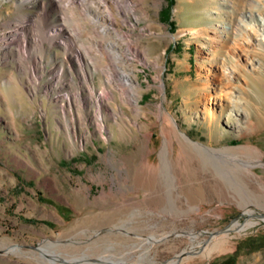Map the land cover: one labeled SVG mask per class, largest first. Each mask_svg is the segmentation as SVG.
<instances>
[{
    "label": "rangeland",
    "instance_id": "obj_1",
    "mask_svg": "<svg viewBox=\"0 0 264 264\" xmlns=\"http://www.w3.org/2000/svg\"><path fill=\"white\" fill-rule=\"evenodd\" d=\"M98 1L0 0V264H264V126L240 136L225 120L242 90L261 95L264 60L251 68L244 40L261 31L264 0H132L133 15L100 24L86 10L102 11ZM109 67L135 74L136 100H122L116 74L103 136L85 86L97 95ZM173 119L200 142L258 148L257 178L244 180L258 194L215 192L170 136ZM164 138L182 174L135 178ZM235 221L252 223L202 257Z\"/></svg>",
    "mask_w": 264,
    "mask_h": 264
},
{
    "label": "bare ground",
    "instance_id": "obj_2",
    "mask_svg": "<svg viewBox=\"0 0 264 264\" xmlns=\"http://www.w3.org/2000/svg\"><path fill=\"white\" fill-rule=\"evenodd\" d=\"M108 2L109 5H107ZM132 4H133L132 0H99L97 7L102 6L103 7L102 11L101 10L99 11L97 8L96 10H93L91 12L89 11L88 8L86 10L87 13L90 14L95 21L99 22V24H100L99 19L106 20L108 23H110L112 22L113 17L116 14L118 15L121 13L125 17L126 16L128 17L129 14L133 15L134 7ZM108 27L102 25V30L106 32ZM260 30L261 31L259 33L253 36L248 34L244 40L245 44L251 46L252 47L251 49H253V51L256 50L255 52L258 56V59L254 58V56L246 57V60L251 68H253L257 64L256 61L258 63H261V61L264 60V21L261 22ZM55 32L56 33L60 32V28H58L57 31L55 30ZM116 32H117L116 35L120 39L125 35L123 31L122 32L116 31ZM28 43H27V47H28ZM18 45L20 49L23 50L27 49V47H24L23 42ZM108 46L110 48L115 46L116 49H113L115 56L120 57L121 55L120 51L122 49L121 45L112 41L108 43ZM117 49L118 51H116ZM245 51L249 55V50H245ZM126 54L128 55V53ZM79 56L81 55L77 54L76 59L78 61L81 58V57L79 58ZM23 57H25V54L23 55ZM231 71H232L231 68H227V67L224 68L222 77L221 79L219 78L221 84H227L230 81ZM105 72H106L104 77L105 81L103 83L104 86L100 88V90L97 92V95L96 94L94 95L95 89L92 86L88 84L85 86L86 105H90V103H93L95 105L94 113H95V119L97 120L95 124L98 128V131H100L101 135H103L101 130L106 128V125L103 123V118L105 116L102 110L103 104L104 103L111 104L112 101L111 98H113L114 96V94L111 92L112 89L110 87L112 85L111 79H113L116 74H118L119 78L121 79V83L118 85L119 87L118 91H119V95L122 97V100L124 101H126V99L128 100V98H125L126 95H128L127 97L130 98L133 97L134 100H136L135 99L136 96L134 93L136 87H135V83L133 82V77L135 76V74H133L131 71H126L123 68L118 71L113 67L107 68ZM249 72L250 74H255L256 71L251 69V71L249 70ZM258 88L261 92V95H255L254 97H252L249 91L246 90L245 88H244L245 90L240 89L246 94V95L244 94L246 96L244 98L245 102H243L242 99L241 100H238L236 98L235 100L232 99L231 100L232 103L229 107V110L226 112L225 120L229 123H232L233 125H237L238 130L240 131L239 132L240 136L246 135L247 133L264 126V84H259ZM131 90L133 91L134 96L130 95L129 91ZM242 103H245L244 104L245 106L242 107L241 106ZM240 107L243 110H245L244 114L247 117L246 123L244 125L239 123L240 115L242 114ZM223 110L224 108L220 107L217 113L219 114ZM252 110L258 112L256 116L252 114ZM115 112H117V110H115ZM217 113L209 112L208 115L206 116L208 117L207 123L210 128H212V125L215 124L217 121V117L219 116ZM235 115L238 116L235 118L234 117ZM169 125L171 128L170 136L174 135L176 139L180 142L182 147V152L186 156L184 159L189 162H191L192 160L196 161L194 165L195 170L201 173L208 174L209 178L212 179V187L215 192H217L218 194L225 195L227 197L232 196L234 198L242 197L245 192L248 193V195H254V196L258 194V192H256L255 189L250 187V184L247 181V179L246 182H244L245 178L248 179L257 178V175L252 171L251 166L252 164L261 162L260 161L261 153L258 148L252 145H245V144L214 146L212 144L214 141V138L212 136H210L208 143H203L189 137L185 133V131L177 129L178 125L174 121V119L171 121ZM169 153H170L169 139L164 138L163 145L158 152V158H159L158 163L151 168L152 172L148 174V171H145V172H141V174L139 175L135 174L136 176L135 178H178L182 174V171L180 168H176L173 166V161ZM159 180L162 181L163 184L167 182L166 180H161V179ZM153 182L155 183L151 182V186L160 185V183L156 180H153ZM251 223H252L251 221L245 223H240L238 221L233 222L227 229L222 230V232L215 239V241L208 244L204 248V251L202 252L201 256L207 257L213 251H218V250L220 251L224 249L225 244L229 241L231 237L230 230L238 231L240 229L246 228ZM41 250L42 253L46 252L45 249L43 248ZM174 262L175 260H173L172 262H168L167 264H173ZM122 263L127 264L126 262H122Z\"/></svg>",
    "mask_w": 264,
    "mask_h": 264
}]
</instances>
